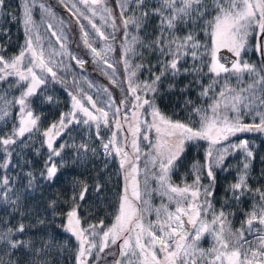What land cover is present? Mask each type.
Here are the masks:
<instances>
[{"label":"snow or ice","instance_id":"6c2138e0","mask_svg":"<svg viewBox=\"0 0 264 264\" xmlns=\"http://www.w3.org/2000/svg\"><path fill=\"white\" fill-rule=\"evenodd\" d=\"M90 11L91 17L98 15L101 11L105 14L101 16L107 22L106 17L111 15L110 10L104 3V0H79ZM129 0H120L121 16L128 8ZM63 3V0H61ZM136 10H139V15H134L131 18L123 20L125 29L131 24L137 29H140L149 19L150 16L159 18V34L150 44H144L143 40L137 37L131 38V43L125 44V56L129 52H133L132 44H139L145 47L150 52L158 53L159 64L161 71L158 75L153 74L154 78L151 83L136 84L133 77L136 75L135 71H130L128 76V93L134 98V109L144 108L148 106L152 111L150 113L152 122L144 121L145 132L143 139L148 140L147 131L155 128L157 133L163 130L169 137L175 138V143H157L155 148L156 155L152 157L153 162H159L158 180L163 194L167 195L169 200H174L177 204L175 212L168 211L167 207L156 209L157 221L155 224L143 223V214L141 210L137 209L128 199L127 194L123 197L120 204L119 214L116 216V221L107 231H103V237L99 245L88 240V235L95 236L96 229L99 226L90 225L88 229L80 228V220L77 216V209L73 208L67 213L66 231L71 232L79 241V249L76 253L75 259L77 264H89L87 256L92 255V249L98 248L95 258H99V253L103 252L105 248L111 244H116L117 240H122L121 256H131L135 258V264H264V192H260L261 204L254 206L253 211L248 214V218L242 225L241 229L233 232L230 226H226V215L223 209L218 213L213 209L212 197L215 194V175L213 168L222 169L226 159L237 150L244 153V160L242 161V168L240 169L237 182L230 185L227 191L231 192L232 199L239 201L242 196L250 192L248 187L249 169L251 161L254 159L253 151L249 148L247 140L241 141L238 145L230 142V137L237 133L261 132L264 133V111H258V108H264V95L257 96V86L259 90L264 92V63L257 68L256 65L248 62L241 63L239 59L231 63V67H226L220 63L217 58V52L220 48H227L239 58L241 52L245 50L248 37L252 32H255L257 45L255 50L264 55V0H159V5L151 11H144L148 0H134ZM68 7V5H65ZM22 7L23 24L25 26V44L21 47L18 55L6 60L3 55H0V81L5 80L9 76L18 77L17 83L20 81H30L27 90L15 101H8L4 98L3 107H0V116L2 119L7 116L6 109L13 103L20 106V120L19 126H13L10 133L0 136V146L6 154L4 164L0 168L7 169L11 165V157L16 155L23 157L27 152L32 150V133L38 130L39 117L34 116L33 112L28 109L27 99L33 96L36 89L45 83L43 74H51L52 79H56V72L49 66L50 59H46L43 49H38L34 45V38L32 30L35 27L32 8L33 0H24ZM39 7L51 15V9L44 4ZM8 5L6 0H0V15H8ZM75 9V11H72ZM72 16L76 17L77 23L81 29L83 43L91 50L94 57L102 60L108 68L112 65L106 59V53L97 51L89 41V32L84 30V25L79 23L80 18L83 17L89 21L91 29L98 33L99 36L105 40L108 39L104 33L96 26L91 17L77 8L76 4H72ZM211 10V11H210ZM212 19L207 21V27L211 29L212 49L211 64L205 65L208 67L209 73L213 74V79L205 86L200 79L205 73L203 66L196 62L201 59L198 49L201 48L199 41L193 31H187L184 36H177L175 33L181 29L187 30L189 25H192L196 20H203L206 15H211ZM13 19L16 17L13 16ZM115 26V25H113ZM52 24H48L51 29ZM251 30V31H250ZM7 35V32H4ZM57 41H61V48L65 47L63 38L56 32H52ZM128 33L125 31V39L127 40ZM40 36H35V41H39ZM108 47V51H111ZM27 56V62H26ZM143 58V57H142ZM193 61L190 68L181 71L180 65L187 59ZM78 64L83 66L84 61L78 57L73 56ZM126 70L129 68L127 59L124 61ZM142 67L137 65V68ZM34 69H39L41 75H37ZM221 73H248L254 75L253 84L248 86L247 91L251 95L245 96L243 90L239 93L228 88L227 84L219 91L217 95L209 97V93L213 91L218 84L217 78ZM170 74L172 78L178 75H191L194 77L188 85H185L181 92L196 85L202 89L200 96L209 97L212 103L203 107H195L193 102L186 100L185 104L192 107L194 113L200 116V127L194 129L188 124L179 121L173 122L161 114L156 107L155 99L144 98L147 93H157V85L162 77ZM113 83L116 81L113 79ZM174 85H169V88ZM107 91V89H104ZM143 93L144 95H141ZM87 101L91 103L92 108L97 114L89 111L84 107L76 96L72 97L73 112L62 114L58 123L52 124L44 133V140L42 146L48 151V157L45 161L43 171L40 173V179L46 182H53L58 174V167L54 163L55 158L62 156L67 144H61L56 147V141L62 136V133L67 134L71 132L70 125H90L95 122L97 128V138H99L100 122L103 121L105 125L108 124L109 112L104 108H97L96 103L88 96ZM51 102V97L48 98ZM121 105L125 103L122 100ZM112 110L113 116L116 117L115 124L118 129L122 127L120 122L121 108L115 105L111 99L106 105ZM82 112L85 119L78 120L76 113ZM244 114L253 116V123H244L242 116ZM123 119L127 122V111L124 112ZM258 120V122H256ZM128 131L131 132V145L136 155L135 159H139V146L137 143L139 134H141V121L139 120L137 112L133 111L132 121L129 122ZM27 134V135H26ZM206 140L209 142V148L206 153V163L203 166L205 175L209 179V185L205 187L201 183V175L196 174L191 185L184 187L173 186L170 182L169 173L175 166L181 153L184 151L185 141ZM115 144V133L113 138L108 143H102V148L105 156L111 155L110 147ZM219 145V147H217ZM17 149L19 151H17ZM95 155L96 150L89 147L87 143H82L77 146V154L79 158H87L88 153ZM115 152L121 156V167L125 164L131 168L129 175L133 176L132 180V196L139 200L141 198L140 191L135 180L134 174L137 168L134 163L128 159L129 154L124 151L122 147H116ZM39 154V149L36 150ZM30 163V162H26ZM199 173V170H198ZM21 180V187H15V180L4 176L0 179V205L7 208L11 204L12 211L15 212L20 204L23 195L34 191V180L36 177L29 171L24 173ZM21 188L24 192H21ZM87 191V189H85ZM99 191V187L97 188ZM79 199L83 201L84 192H81ZM54 203V202H53ZM183 205V206H181ZM209 213L212 215L211 222L203 217ZM187 217V220L183 219ZM38 224L43 225L44 221H37ZM102 223V222H101ZM190 225L191 228L187 227ZM257 226H261L257 228ZM155 227L161 233L157 235L152 231ZM256 228L255 241H248L245 239V233H253ZM218 229V230H217ZM26 226L21 223L14 230L8 228L5 231H0V247L8 250L5 254L15 255L16 251L21 249H28L25 254H31L37 257L47 254V250L51 248V244L45 242L41 248H35L32 240L16 239L18 235H24ZM212 232L216 242L215 247L209 251H205L198 247V241L204 233ZM134 234V235H133ZM147 238V243L144 238ZM87 245V247H86ZM157 245L159 248L157 249ZM163 253V259L158 258L157 252ZM211 257V259H209ZM0 264H14L9 258L5 261L0 257ZM43 264V262H40ZM116 264H121V261H116ZM133 264V261H129Z\"/></svg>","mask_w":264,"mask_h":264},{"label":"trees","instance_id":"16d2710c","mask_svg":"<svg viewBox=\"0 0 264 264\" xmlns=\"http://www.w3.org/2000/svg\"><path fill=\"white\" fill-rule=\"evenodd\" d=\"M47 3L54 11L62 14L64 9L53 0H42ZM211 2V0H209ZM115 6H112L114 10ZM155 7L147 4L144 11H151ZM211 11V10H210ZM114 12V11H112ZM116 15V13H114ZM139 15V10H136V5L133 0H129L128 8L124 11L121 22L116 21L115 27L118 28L117 37L114 44L115 62L117 69L122 68V85L128 88V76L130 71H135L136 75L133 80L136 84L145 82L151 83L154 78L153 74L158 75L161 71L159 64L158 53L150 52L145 47L139 44H132L133 52H129L127 56L124 53V45L131 43L132 37H137L143 40L144 44H150L159 34L158 24L159 18L150 16L148 21L137 29L133 25H129L127 29L123 26V20ZM211 15H206L203 20H196L192 25L188 26L187 30L181 29L175 33L177 36H184L187 31H193L199 41L201 48L198 53L201 59L196 63L203 66L205 75L200 77L203 84L207 86L213 79V74L209 73L208 67L205 65L211 64V49L212 36L211 29L207 27V21L212 19ZM114 27V28H115ZM125 31L128 33L127 40L125 39ZM251 31V30H250ZM122 40V61L119 59V42ZM3 40L0 43V55L10 59L19 52L22 43V38L15 36L14 42ZM257 39L255 32H252L247 39L246 48L241 52L239 61L241 63L248 62L256 65L259 68L264 63V55L255 50ZM84 63L82 67L76 64H71L70 69L63 73H56V79L47 76L46 84L40 90L31 96L29 108L34 116L39 117L38 130L32 133V150L27 152L22 158L16 155L11 157V165L7 168H0V179L8 176L15 180V187H21V180L24 173L31 171L36 179L34 180V191L23 195L19 204V208L13 212L12 205L8 204L7 208L0 205V231H5L8 228L15 229L19 224L23 223L26 226L24 235L16 236L19 240H32L35 248H41L45 242L51 244V248L47 250L44 256L26 255L28 249H21L15 252V255L5 254L7 249L0 247V257L5 261L11 260L14 264H77L75 256L79 249V242L76 237L66 231L67 213L73 208L77 209V216L80 220V228L88 229L90 225L99 226L96 229V235H88L87 238L92 243L98 238L101 239L103 231L107 229L111 223L112 217L118 212L119 200L122 194V188L126 187L122 180V174L119 173L120 162L116 155L105 156L102 143H104L103 127L110 133L108 124L111 123V118H108V124H101L99 129V138H97V129L91 127L86 129L84 124L70 125L71 132L64 134L57 139L56 147L61 144H67L62 156L54 159V163L58 167V174L55 180L51 183L40 179V173L43 171L45 161L48 157V151L42 146L44 140L43 133L54 123L58 122L61 115L65 113L66 106L70 103L72 90L76 87L77 79L80 73L85 68V72L89 77L98 81L100 86H106L105 77L97 72L96 66L91 62L90 58L85 54H79ZM143 57V58H142ZM125 59H127L129 68L126 70ZM118 62L121 64L119 67ZM193 61L189 58L180 65L181 71L190 68ZM137 65L142 67L137 68ZM194 79L191 75H178L172 78L170 74L161 78L158 83L157 93H147L144 98L155 99L156 107L161 114L167 119L176 122L188 124L194 129L200 127V116L193 112L192 107L185 104L186 100L193 102L195 107L207 108L213 101L209 99L217 95L221 88L227 84L228 88L239 93L243 90L245 96L251 95L247 91L248 86L253 84L254 75L248 73H222L217 78L218 84L213 91L209 93V97L200 96L202 89L196 85L181 92L190 81ZM76 80V82H75ZM18 77L9 76L5 80L0 81V107H3L4 98L8 101H14L16 97L25 89L24 82L17 83ZM169 85L174 87L169 88ZM113 89V88H112ZM124 90H126L124 88ZM257 96L264 95V92L259 90L257 86ZM111 96L117 97L112 91ZM51 97V102L48 98ZM16 108L9 106L7 116L0 119V136L10 133L13 126H17ZM258 111H264V108H258ZM0 116H3L0 113ZM244 123H253V116L244 114L242 116ZM258 122V120L256 121ZM103 125V126H102ZM27 135V134H26ZM247 140L249 148L253 151L254 159L251 161L249 169V179L247 181L250 192L246 193L239 201L232 199L231 192L227 191L230 185L237 182V178L242 168L244 153L241 150L234 151L225 161L222 169L213 168L215 175V194L212 197L213 209L218 213L221 209L226 215V226H230L232 231H237L241 228L242 223L246 220L248 214L253 211L254 206L261 204L260 192H264V133L248 132L237 133L230 137L232 144H239L241 141ZM87 143L90 148L95 149V155L88 153L87 158L81 159L77 154V146ZM219 147V145L217 146ZM209 148V142L206 140H195L184 144V151L181 153L175 166L171 170L170 180L179 185H191L195 175H201V183L207 187L209 179L205 175L203 166L206 163V153ZM39 149V154L36 150ZM17 151H19L17 149ZM6 154L0 146V165L4 164ZM30 162V163H26ZM199 170V173H198ZM99 187V191L97 188ZM87 189V191H85ZM257 189L260 192H257ZM21 192L24 189L21 188ZM81 192H84V199H79ZM54 202V203H53ZM211 222L212 215L209 213L204 217ZM44 221L43 225L37 221ZM102 222V223H101ZM101 228L103 231H101ZM110 248V247H109ZM105 248L99 253V258H95L93 264H109L113 261L112 248ZM97 254V253H96ZM92 264V263H91Z\"/></svg>","mask_w":264,"mask_h":264},{"label":"rangeland","instance_id":"374dc122","mask_svg":"<svg viewBox=\"0 0 264 264\" xmlns=\"http://www.w3.org/2000/svg\"><path fill=\"white\" fill-rule=\"evenodd\" d=\"M23 2L24 0H6V3L8 5V9H7L8 15L7 16L0 15V43L3 40L9 41V43H13L15 36L18 35L19 38H22L23 40L19 48V52L21 51V47L25 44V39H26L25 26L23 24V12L21 7L23 5ZM53 2L58 5L60 4L62 6V8L64 9V12L62 14L54 11L47 3H45L42 0H33L32 16L35 27L32 30V35L34 38V45L38 49H43L45 58L50 59L51 63L49 64V66L52 67L54 72L63 74L70 69L69 66L71 64L73 65L76 64L77 66L81 67V65L78 64L75 60H73L72 57L73 56L78 57L80 60L83 61L82 57L79 54H85L90 58L94 66H96L97 72H99L101 76L105 77L107 82L106 86H100L98 81L89 77L85 72V68H83L82 69L83 71L80 73L81 75L77 79L76 87L74 86L72 89V90H76V93H72L70 98V103L66 106V111L64 114H68L74 111L73 100H72L73 96H76L77 99H79L81 103L84 105V107L89 109V111H92L94 114H97L95 112V109L92 108L91 103L88 102L86 99L88 96H91L92 100L96 103V107L104 108L105 111L109 112L108 118H111L110 120L111 123L108 124L110 133L107 132L105 127H103L102 129L105 132L103 139L104 143H108L113 138V134L115 133V144L110 147L111 155L108 156L112 157V155H116L118 157L117 159L120 162L121 156L115 152V148L122 147L124 151L129 154L128 156L129 161L134 163L137 168V172L134 174V176L138 186V190L140 191L141 194V198L139 200H136L132 196L133 176L129 175V173L131 172V168L128 166V164H125L124 167H121V163L119 164L120 165L119 173L121 172L122 180L124 181V184H126V187L122 188V194L119 200L118 212L112 217L111 223L104 231H107L115 223L116 216L119 214L120 204L122 203L123 197L126 194L128 196V199L131 201V203L137 209L141 210L143 214V223L146 226L148 224L154 225L155 222L157 221L156 209H162L163 207L166 206L168 211L175 212L177 204L174 200H169L168 196L163 194V189L161 188L158 180L159 162L157 161L154 163L152 160V157L156 155V151L153 146L156 145L158 142L161 144H165L166 142L174 144L176 141L175 138L169 137L166 134V132L163 130L164 128L163 125H161L162 131L160 133H157L155 131V128H152L151 130L147 131L148 140L143 139V133L145 132L143 122L144 121H147L148 123L152 122V117L150 115L152 110L148 108L147 105H145L144 108L141 109H134L133 108V104L135 103L134 98L129 95L127 91L128 88H126V86L121 84L122 68L120 69L116 68L117 63L115 62L116 59L114 58L115 54L113 51L116 38H118L116 34L119 30L113 25H116V21H118V24L121 22V25L119 24V26L122 27L120 0H104L105 5L107 6V8L110 10L111 13L109 17H106L107 22L104 19H101V16L105 15L102 11L98 15L91 17L90 11L86 8L84 4L80 3L79 0H63V3H61V0H53ZM40 4H44L47 8L51 9V15L45 12L43 9H41L39 7ZM72 4H76L77 8H79L80 11L90 16L92 21L96 24V26L100 28V30L104 33L106 37H108L107 40L101 38L98 33L94 32L91 29V25L89 24V21L87 19H84L83 17L80 18L79 23H82L84 25V30L89 32V41L92 43V46L96 48L97 51H103L106 53V59L108 60V63L112 65V68H108L107 65L103 63L102 60H99L98 58L94 57L93 54L91 53V50L83 43L82 33L79 24L77 23V19L76 17L72 16L71 11L69 10ZM147 4L157 7L159 5V0H148ZM65 5H68V7H66ZM112 6H115L114 10H112ZM72 11H75V9H72ZM114 13H116V15H114ZM13 16H15L16 18L13 19L12 18ZM48 24H52L53 27L49 29ZM5 31L7 32V35L4 34ZM52 32H56L58 35H60L63 38V43L65 47L61 48L60 46L61 41H57L56 37L52 35ZM36 35L40 36V40L38 42L35 41ZM5 41L3 43H5ZM109 46L112 49L111 51H108ZM118 50L120 51L119 59L120 61H122V40H120L119 42ZM232 54L234 53L232 52ZM4 58L7 60L6 57ZM237 59L239 58L236 57V60ZM26 62H27V56H26ZM118 65L119 67H121V64L119 62ZM229 66L231 67V64ZM34 71H36L37 75H41L39 69H34ZM43 76L45 79V83L40 85L36 89V92L40 90L43 85L46 84L47 76L51 77V74L45 73L43 74ZM113 79L116 81V83L112 82ZM120 79L121 82L119 81ZM22 82H24L25 84V89L16 97V99H18L21 96V94L27 90V87L30 83V81H22ZM124 88L126 90H124ZM104 89H107V91H104ZM112 91L116 93L117 97L111 96ZM16 99H14V101ZM30 99L31 96L28 97L27 99L28 109H30L29 108ZM110 99L115 102L116 106L121 108L120 122L122 127L120 129L116 127L115 124L116 117L113 116L112 110L106 107ZM122 100L125 101L123 105H121L120 103ZM10 106L16 108L15 112H16L17 127H18L20 120V106L15 103L11 104ZM125 111H127V116H128L127 122L123 119V115ZM133 111L137 112L139 120L141 121V134H139L137 140L139 146L138 160L134 158L136 153L131 145V141L133 137L131 135V132L128 131L130 126L129 122L132 121ZM76 118L78 120H82L85 119L86 117H84V114L82 112H77ZM101 124L106 126L103 121L100 122V126ZM85 127L88 130H90L91 127L97 129L95 122H92L90 125H85ZM186 142L189 141H185V143ZM169 176L171 177V173H169ZM170 182L173 186L178 187V184L176 182H172L171 180ZM184 186L186 185H182V186L179 185V187H184ZM244 222L242 223V225L244 224ZM66 225H65V229H66ZM259 227L261 226H257V228ZM256 230L257 229L254 228L253 233L246 232L245 239H247L248 241H255L256 237L254 233L256 232ZM152 231L156 232L157 235L161 234L159 230L155 227L152 228ZM101 240L102 238L101 239L98 238L93 243L99 245ZM144 242L147 243L146 237L144 238ZM121 245H122V240H117L116 244H111V242L109 241V247L110 248L113 247V248L112 249H110L109 247L108 248L110 250H113V254H115V256L113 255L112 257L113 261L110 262L109 264H116V261L118 260L121 261V264H129L130 260L133 261V264H135L134 257H131L130 255L127 257L120 255ZM215 246L217 245L212 232L204 233L201 239L198 241V247L205 250L206 252L211 250ZM156 247L158 249L159 245H157ZM97 252H98V248H94L92 249V255L87 256V260L89 264L91 263L93 264ZM157 255L158 258L163 259L162 252L158 251ZM209 259H211V257H209Z\"/></svg>","mask_w":264,"mask_h":264},{"label":"water","instance_id":"95a60500","mask_svg":"<svg viewBox=\"0 0 264 264\" xmlns=\"http://www.w3.org/2000/svg\"><path fill=\"white\" fill-rule=\"evenodd\" d=\"M217 58L219 59L220 63H223L226 67H229L236 57L229 50L221 48L217 52ZM183 219H185V217H183ZM187 227L191 228L189 225H187Z\"/></svg>","mask_w":264,"mask_h":264},{"label":"flooded vegetation","instance_id":"af4514ba","mask_svg":"<svg viewBox=\"0 0 264 264\" xmlns=\"http://www.w3.org/2000/svg\"><path fill=\"white\" fill-rule=\"evenodd\" d=\"M187 219V217H185Z\"/></svg>","mask_w":264,"mask_h":264}]
</instances>
